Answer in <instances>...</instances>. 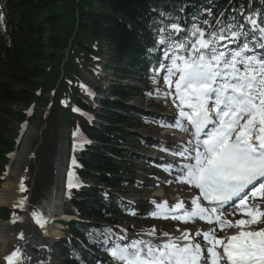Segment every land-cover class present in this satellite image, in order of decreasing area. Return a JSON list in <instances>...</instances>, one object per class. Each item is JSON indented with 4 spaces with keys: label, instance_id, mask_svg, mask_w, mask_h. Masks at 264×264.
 <instances>
[{
    "label": "trees",
    "instance_id": "trees-1",
    "mask_svg": "<svg viewBox=\"0 0 264 264\" xmlns=\"http://www.w3.org/2000/svg\"><path fill=\"white\" fill-rule=\"evenodd\" d=\"M165 1L180 5L181 26H190L193 15L204 29L209 27L204 20L214 26L222 13L224 19L236 17L241 23V11L243 16L257 14L260 20L264 19V0H0V13L4 16L0 20V157L18 144V134L8 136L10 123L28 122L29 108L51 103L44 141L36 153L38 164L30 165L32 174L37 168L34 186L30 189L32 176L24 179L27 190L32 192L30 210H36L45 198L44 191L55 179L51 160L63 129L69 130L68 139L77 131L97 143L75 148L72 156L75 163L83 166L75 167L74 172L93 186L68 192L66 204L70 212L85 222L65 224L70 237L59 245L63 258L60 264H96L87 248L103 251L104 239L114 237L111 224L123 214L116 192L133 186L135 177V156L133 150L125 147L133 148L135 136L131 130L146 124L126 105L133 93L145 95L143 90L114 82L109 95L101 101V113L96 114L93 98L82 87L80 70L94 77L100 89L101 80L93 72L99 64L94 55H102L104 46L116 77H138L148 86L151 70L159 66L163 55V50L148 52L153 47L154 33L159 27L174 23L160 15L167 14L170 5L155 10ZM49 91H55L52 99L43 96ZM20 107L23 108L16 109ZM73 109L96 114L102 122L94 126V121ZM5 172L6 165L0 161V185ZM12 214L21 221L25 206L12 210L0 207L1 220Z\"/></svg>",
    "mask_w": 264,
    "mask_h": 264
},
{
    "label": "snow or ice",
    "instance_id": "snow-or-ice-1",
    "mask_svg": "<svg viewBox=\"0 0 264 264\" xmlns=\"http://www.w3.org/2000/svg\"><path fill=\"white\" fill-rule=\"evenodd\" d=\"M160 15L168 18L163 12ZM224 15L214 26L204 20L207 29L199 26L195 15L190 26H161L154 33L153 47L148 49L149 53L163 50L159 67L153 69V83H158L156 77L163 74V95L174 97L173 103L177 104L178 115L171 126L190 131L192 137L175 153L183 158L177 179L199 190L191 201V210L183 202L172 208L164 202L157 204L151 215L185 223L199 218L217 224L220 230L237 231L226 238H218L215 228L197 231L195 235H202L206 242L203 246L187 230L176 238L162 233L168 239L159 243L153 239H129L126 235H118L110 243L106 237L102 246L111 258L108 264H264V228H245L264 222V210L255 202L258 196L264 198V19L258 22L253 15L243 16L241 11V23L236 17L226 20ZM178 34H183V39H176ZM230 44L236 46L229 47ZM86 142L74 143V150ZM72 176L70 172L69 188L73 187ZM25 190L21 180L20 191ZM236 201L250 219L233 222L218 214ZM19 206L23 207V200ZM32 215L44 227L43 217L35 212ZM106 232L112 234L111 229ZM156 235L155 228L140 233L141 237ZM3 260L19 264L20 248Z\"/></svg>",
    "mask_w": 264,
    "mask_h": 264
},
{
    "label": "rangeland",
    "instance_id": "rangeland-1",
    "mask_svg": "<svg viewBox=\"0 0 264 264\" xmlns=\"http://www.w3.org/2000/svg\"><path fill=\"white\" fill-rule=\"evenodd\" d=\"M171 5H172V8H171L170 13H168L167 17H169L172 20L177 21L179 18L178 8H176L175 3H171ZM74 9L75 8L73 7V10ZM75 13H76V11H75ZM72 16H73V13H72ZM102 50H103L102 55L99 52L94 55V61L97 60L99 62L100 55H101V60H100L101 65L98 68V72H97L98 75L97 74L96 75L101 80V84L102 85L105 84L107 87L109 80L112 78L111 74H109V73H111L113 71H110L112 69H108L105 73H103V70H104L103 66H105L107 64L109 59H108V54L106 51L107 49L103 46ZM67 59H68V57L66 56L64 58L62 64L60 65L61 69L63 68L64 61H66ZM80 76L82 77V87H85L88 89H90V88L95 89L98 86L97 81L89 73H85L82 70H80ZM162 76H163V74H162ZM127 82H129L130 84L134 85L137 88H143L142 83L139 81L129 80ZM159 87H160L159 85L156 86V88H159ZM90 91L91 90H88L87 93H89ZM149 92H150L151 96L154 94V92L152 90H150ZM50 93H51V95H50ZM54 93H55V91H53V92L49 91L47 93L43 92V96H46L48 98L51 97V99H52ZM99 97L100 96H98V99H99ZM162 99H163L162 97L161 98L157 97L158 101H161ZM128 104L131 105L132 109L135 110L136 112L148 116L150 118L151 122H149V125L144 127V128L142 127V128L133 129V134L135 135L134 141H133V152L137 156V159H135V161H134L135 165H136V171H137L136 177L133 180V183L135 184V186L133 188H128V189H126L120 193V196L122 197V199H124L125 202L128 201V202H126L128 205L125 208L127 213L123 217L118 218L119 224L116 227L119 230H122V229H124V231L126 230L125 232H128V234L131 233L128 230H132V231H136L138 233H142V232L150 231L153 228H155L156 233H159V234L167 232L170 235H175V234L180 235V233H182V232L180 230L179 231L177 230L178 233H177V231L175 233L176 229L171 226L172 224L169 225V224L162 223L160 218L156 219L151 215V213L156 210V205L162 204L160 202L153 203V202H155V201H153L154 199H157V197H162V195H161L162 194V188L164 189L163 190L164 196L171 197V199H173L172 196H174L175 194L181 193V192L187 193L186 197H188V198H190L192 196V192L190 190H186L187 187H180L178 185H175L173 183V179H171V178H168L170 180L169 183H167L169 181L167 178H165L166 180L164 179L162 182L154 183L155 181H157L155 178V172L159 168L156 167V165H155L156 163L151 161V157H149V154H151V156H155V157H159V158L165 157V155L163 154L165 151H163L161 148L168 149L169 144L172 143V140L170 141L169 139H171V137H168L166 135H165V139H163L164 137L162 135V132L160 131V126L162 124H164V122L161 120L164 118L163 113H170V112H175V111H173L171 108H168L167 110L165 109L169 105L167 102L163 103V106L157 105L155 100H150V99L144 100L140 96H137V94H134L132 100ZM50 110H51V103H49L47 106L36 104L35 107L33 106V107L28 109L29 115L31 117H29L30 119L28 120V122L24 121L23 126H21V124H20V127H19V123L17 121H13L10 123L8 134L10 136H14L15 133L20 131V137H19L17 147H15L12 150V152L7 151V152L3 153V156L0 157V161H2V164L5 163V165H6V172L4 175L5 180H3V182L0 185V192L3 188L4 183H6L7 181H9V180L13 181L14 180L13 182L18 181V183H19V182H21V180H23L29 176H32L30 189L32 188V186H34L37 168L34 169L33 174H32L30 171V165H31V163L38 164V161L36 159V153H37L39 145L41 146L43 144V141H44L43 135H44V130L48 127L47 121L49 119V115L51 112ZM33 113H34V115L32 116ZM43 117H44V119H43ZM41 118L45 121L44 123L41 122ZM158 127H159V129H158ZM168 133H170V132H168ZM67 136H68V129L64 128L62 131V136L59 140V146H58V150H59L60 146L64 145V147L61 151V154L58 155L61 157V160L59 161L56 158L57 154H58V150H57L56 155L51 160V164L56 169L57 178L55 179V181L59 178L61 181L64 180V182H66L68 180V177H67V175L69 173L68 167L70 166L68 161H70V157L73 155V152H72V143L70 145V142H69V139ZM161 140H163V146L161 148H159L158 150H156V149L153 150L152 148H148L150 145L156 144ZM71 141L76 143V142H79L80 140L77 139L76 137H73ZM141 141H143V143ZM149 143H152V144H149ZM76 149H79V146H77ZM160 153H161V155H160ZM21 154L24 157L25 163L23 165H21V167H20L21 169H18L15 167V164H17L18 157H20ZM165 160L168 161L167 159H165ZM66 162H67V164H66ZM71 163H72V161H71ZM14 169H17L19 171L18 177L13 176L12 173H13V171H15ZM159 173L162 174L163 176H166L165 173L162 171H159ZM30 174H32V175H30ZM24 181L25 180H23V182ZM153 183H154V185H153ZM177 186H178V188H176ZM18 187H19V191H20V185ZM24 188L26 190L22 192L23 199L26 198L27 191H28L25 183H24ZM50 189L51 188H49L48 191H44V194H46V199H47V195H48V192ZM148 192L151 194L150 198L144 194V193H148ZM65 197H66V192L64 191L63 199L61 201V204L63 206L62 209L64 212H65V210L70 211L69 206L66 203H64ZM45 201H44V203H45ZM260 201L262 203L261 210H264V198L261 199ZM42 202H43V200L41 201V203ZM41 203L37 207L38 210L36 211L38 216L41 212L45 213V214H42L43 216L47 214L46 213L47 209H43L44 203L42 206H41ZM19 204L14 205V206H8L6 204H0V207L12 210V209L19 207ZM23 204H24V201H23ZM40 207H42V208H40ZM133 212H135L136 214L133 215L132 214ZM28 215L29 216L22 215V220L20 223L14 222V224L16 225L17 228H20L25 224H33V221H35L34 217L30 213ZM11 216H13V214ZM24 220L26 221V223ZM10 221H12V220H10ZM6 222H8L6 219L2 220V221L0 220V227L3 223H6ZM192 223H187L188 227H186L187 228L186 230L190 234L191 237L194 235L193 237L196 238L197 236H195V234L198 230H199V232L203 233V232L209 231V229H212L209 227L203 228L202 226H204L205 223H203L201 225L197 222H194L193 224ZM195 224H196V228L193 227V225H195ZM54 225H56V224L54 223ZM256 225L264 226V222H258V223H255L252 225H247V226H252L254 228V227H256ZM56 226L62 227V225H56ZM41 229H43V227H41ZM192 231H193V233H192ZM131 235H134L131 238V239H134L135 233L131 234ZM67 236H68V234L65 235L66 238H67ZM148 238H150V237H148ZM163 238L165 239L166 237H163ZM163 238L161 240H163ZM44 239L47 240L49 238L44 237ZM198 239H196V240L200 241L202 243V246L206 243L205 241H203V238H201V239L198 238ZM53 248H54L53 252L57 254V255L56 254L54 255L55 264H60V261H62L63 258L61 256V254L59 253V251L57 250V247L54 246ZM97 254H98V257L101 258L102 261H104V263H107L111 259L107 252L104 254L102 253L101 255H100V253H97Z\"/></svg>",
    "mask_w": 264,
    "mask_h": 264
},
{
    "label": "bare ground",
    "instance_id": "bare-ground-1",
    "mask_svg": "<svg viewBox=\"0 0 264 264\" xmlns=\"http://www.w3.org/2000/svg\"><path fill=\"white\" fill-rule=\"evenodd\" d=\"M167 121L168 119L165 122ZM165 135L168 137H171V139L169 140L170 141L172 140V143L169 144V146L173 145L175 147L173 152L177 153L180 150L181 145L176 141L175 134L173 132H170V133L167 132ZM162 146H163V141H159V144H157L154 150L155 149L158 150ZM63 147L64 145H61L58 150V154L56 158L59 161L61 160V157L58 155L61 154ZM161 149L165 151L163 154L165 155V158L167 159L168 158L167 154L169 153L168 149L166 148H161ZM173 158L178 159V155L174 156ZM24 163H25L24 157L21 154V156L18 157V161H17V164H15V167L18 169H21L20 167ZM177 169L178 167L172 168L170 171H168V173L163 170L161 171L165 173V175L167 176V179L168 178L173 179V183L175 185H178L180 187L192 188V190H194V188L189 187L188 184L177 182V177L180 175ZM14 170L15 171H13L12 173L13 176L18 177L19 171L17 169H14ZM13 181L9 180L6 183H4L3 188L0 192V204L14 206V205L19 204L22 200L24 201L22 192L19 191V187H18L20 185V182L18 183V181H15V182ZM63 185H64V180L61 181L59 178L53 183L51 189L48 192L47 199L43 206V209H47V212H46L47 214L44 216L42 215V214H45L43 212L39 214V216L43 217V221L45 222L43 229H41L40 225L37 224L35 221L33 224H25L20 228H17L13 221H8L1 225L0 227V260H1L0 264H7V262L3 260V257L7 254H10L17 247L20 248L21 250V260L19 264H55L54 255L56 253L53 252L54 250L53 247L59 239L64 237V231L62 227H58L54 225L53 217H56L59 215L58 217L69 218L71 216V214H65L62 209L63 206L61 204V201L63 199V194L65 191V189L63 188ZM185 195H187V193H185ZM153 201L155 202L160 201V197H157V199H154ZM183 202H186L187 204H191V199L186 197L183 199ZM244 213H246V211H244ZM229 217L233 218V215H229ZM192 222L193 223L197 222L200 225L204 223L202 220L198 218H196L194 221H190L189 223H192ZM212 226H216L215 229H216V235L218 238H221V236H223V233L225 231L228 232L227 229L220 230V228H218L219 226L216 224H213ZM186 227H188V225ZM193 227L196 228V224L193 225ZM245 228L247 230L253 229L252 226H247V225H245ZM128 231L135 233L134 239L137 238L138 234H140L136 231H132V230H128ZM176 231L177 230H175V233ZM21 233H23L22 239L20 237ZM182 233H180V235H176V234L171 235V237L172 238L180 237ZM126 236L129 239H131L134 235L126 234ZM44 237H48L49 239L45 240ZM152 238L154 237H150V238H148V236L143 237V239H152ZM198 238L201 239L203 238V236L196 237L195 239H198ZM166 239H168V237H166L165 240ZM156 242L159 243L160 240L157 239ZM180 242L184 243L185 241L181 240Z\"/></svg>",
    "mask_w": 264,
    "mask_h": 264
},
{
    "label": "water",
    "instance_id": "water-1",
    "mask_svg": "<svg viewBox=\"0 0 264 264\" xmlns=\"http://www.w3.org/2000/svg\"><path fill=\"white\" fill-rule=\"evenodd\" d=\"M30 197V194L28 195V198ZM28 198H27V201H26V204L28 203Z\"/></svg>",
    "mask_w": 264,
    "mask_h": 264
}]
</instances>
